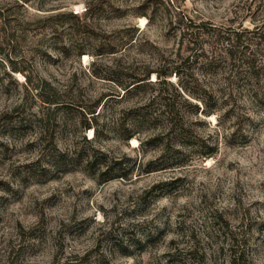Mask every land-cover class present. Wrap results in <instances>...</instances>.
<instances>
[{
	"label": "rangeland",
	"instance_id": "rangeland-1",
	"mask_svg": "<svg viewBox=\"0 0 264 264\" xmlns=\"http://www.w3.org/2000/svg\"><path fill=\"white\" fill-rule=\"evenodd\" d=\"M179 12L264 31V0H0V264H264V41L258 78L219 57L124 94L200 51L180 43ZM43 82L70 106L36 97ZM160 89L184 132L159 133L163 118L123 131Z\"/></svg>",
	"mask_w": 264,
	"mask_h": 264
},
{
	"label": "trees",
	"instance_id": "trees-1",
	"mask_svg": "<svg viewBox=\"0 0 264 264\" xmlns=\"http://www.w3.org/2000/svg\"><path fill=\"white\" fill-rule=\"evenodd\" d=\"M86 11L89 13L91 12L90 5H87ZM76 15L74 13H60L57 17H75ZM170 24L176 23L179 25V27L182 29L180 32V43L187 44L185 49H188L190 47V44H194L196 47V50H200L199 52H195L194 55L192 53L188 54H182L179 53L178 57L179 60L174 63L173 65H168L165 63L163 65L166 69H156V70H149L146 75L139 78H134V80L127 86L123 88V91H125L124 94H136L140 93L141 89L149 85L152 82H147L148 79H150V75L152 73H155L157 78L160 80L164 85H171L170 82L167 80H163L164 78L176 76L179 77V80H181L182 75L185 70H191L192 66L195 65L198 61L201 60L200 65H206L208 68H218L219 64V57H225L231 65V69L235 68L236 66L240 67V64H245L247 71L251 74V78H258L260 70L258 69L260 66L256 63V56L258 53V48L256 51L251 50V42L252 40H261L257 44H263L264 41V31H228V32H222L218 30L216 27L207 25L206 23H196L194 20L189 19L185 14L182 12H179L178 14L171 16ZM251 34V36H249ZM209 37L211 39H214L216 42H222L223 43V51L216 54L213 51H211L212 54L204 48L203 45H198L196 42H200V40ZM226 44V45H224ZM195 48H191L193 51ZM218 57V58H216ZM194 58V60H193ZM242 62L240 63V61ZM175 62V61H174ZM239 64V65H238ZM241 64V65H242ZM249 77V79H251ZM157 82V80H156ZM33 89L35 90L36 97H41L43 103H46L47 106L54 105L55 108L60 109L63 106H70L69 104L65 103V101H62L58 97V92L56 89L49 83V82H43L40 85L33 86ZM165 90V89H164ZM187 89H185L184 85H181L180 83V92L177 90L180 97H184L186 95ZM252 94L249 95L253 98L254 93L257 95V91L252 90ZM188 94V93H187ZM197 94V93H196ZM169 95V94H168ZM168 95H164L162 93V89H160L158 95L154 97L153 100H151L148 104H144L140 107H135L133 109L134 112V121L131 124L127 125V120L123 123L125 126L123 127V131L126 133H141L144 130V125L151 124L154 121L161 120L160 118L165 119V125L163 129L159 133H183L184 132V115H182V111L180 109V105L177 106L176 100L172 97H168ZM193 96V95H189ZM202 96V97H201ZM189 98V97H188ZM187 98V100H188ZM195 99L199 100L202 103L207 102V99L205 95L197 94V96H194ZM103 99H99L96 106L92 107L90 110V114L92 115V120L87 123L86 128H94V131H96V125L98 124L99 119V113H97L96 108H98L101 105V102H103ZM110 99V98H108ZM107 99V100H108ZM156 100H159L160 104L158 105L161 109H158L157 106H155ZM186 100V101H187ZM163 101V102H162ZM96 107V108H95ZM95 108V109H94ZM149 111H145L148 110ZM81 112L83 109H79ZM212 112H208L207 116L211 115ZM132 137H130L131 139ZM209 156H212L211 153ZM242 261V255L241 254H234L233 259L231 261V264H241Z\"/></svg>",
	"mask_w": 264,
	"mask_h": 264
},
{
	"label": "bare ground",
	"instance_id": "bare-ground-1",
	"mask_svg": "<svg viewBox=\"0 0 264 264\" xmlns=\"http://www.w3.org/2000/svg\"><path fill=\"white\" fill-rule=\"evenodd\" d=\"M87 56V55H86ZM87 58V57H86Z\"/></svg>",
	"mask_w": 264,
	"mask_h": 264
}]
</instances>
